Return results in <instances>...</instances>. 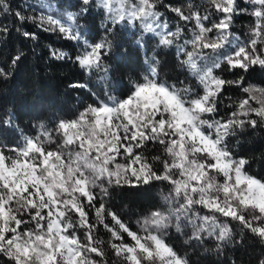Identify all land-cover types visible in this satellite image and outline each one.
Returning <instances> with one entry per match:
<instances>
[{
  "label": "snow or ice",
  "instance_id": "6c2138e0",
  "mask_svg": "<svg viewBox=\"0 0 264 264\" xmlns=\"http://www.w3.org/2000/svg\"><path fill=\"white\" fill-rule=\"evenodd\" d=\"M28 7L0 0L19 25L0 23V84L41 34L66 42L48 57L85 79L32 134L0 108V264H238L230 253L257 249L249 264H264V177L251 172L264 152L239 150L264 132V0ZM13 32L23 46L9 49ZM130 50L140 66L120 74ZM153 190L134 229L117 200Z\"/></svg>",
  "mask_w": 264,
  "mask_h": 264
},
{
  "label": "trees",
  "instance_id": "16d2710c",
  "mask_svg": "<svg viewBox=\"0 0 264 264\" xmlns=\"http://www.w3.org/2000/svg\"><path fill=\"white\" fill-rule=\"evenodd\" d=\"M14 10H24L26 14L31 13L28 7L38 6L39 0H10ZM0 23L6 24L10 29L18 27V23L14 21L13 17L7 18L0 16ZM99 24V21H96ZM247 24V20H240L237 23V28L243 30V25ZM31 27V26H28ZM18 33L13 32L8 48L13 46L21 47V42L18 38ZM27 47L25 51L29 53L28 59L25 61L13 78L3 84H0V108L4 106L12 107L19 116V122L25 131L32 134L34 131L30 125L35 122V117L44 113H60L67 114L73 107L71 103H67L70 89L68 84L74 80H83L85 77L70 62H55L47 55V45L60 46L65 44L55 36L41 34L39 41L40 47L35 48V54H31V48L34 45L31 42H25ZM70 50V49H68ZM7 53V49L5 50ZM140 66L139 54L135 50H130L128 59L123 63L120 74L133 73L138 70ZM63 110V111H61ZM242 148L239 149L244 155H257L264 152V132H258L254 135L247 134V139L241 140ZM252 174L264 177V166L255 165ZM156 196V190L152 192H141L138 195L126 196L123 200H117L116 207L121 211L130 225L135 229L136 215L142 210L151 206ZM126 205L127 208H122ZM134 209L130 214L127 209ZM106 238V234H105ZM251 251H239L238 253H230L227 259H237L238 264H249V261L258 255ZM225 259V258H221Z\"/></svg>",
  "mask_w": 264,
  "mask_h": 264
}]
</instances>
